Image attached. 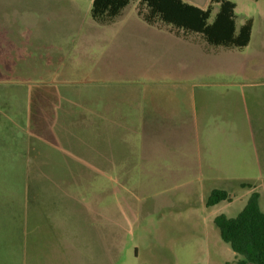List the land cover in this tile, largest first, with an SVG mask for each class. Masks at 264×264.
<instances>
[{"label": "rangeland", "instance_id": "1", "mask_svg": "<svg viewBox=\"0 0 264 264\" xmlns=\"http://www.w3.org/2000/svg\"><path fill=\"white\" fill-rule=\"evenodd\" d=\"M230 1L242 48L0 0V264H237L213 219L264 212V0Z\"/></svg>", "mask_w": 264, "mask_h": 264}, {"label": "trees", "instance_id": "2", "mask_svg": "<svg viewBox=\"0 0 264 264\" xmlns=\"http://www.w3.org/2000/svg\"><path fill=\"white\" fill-rule=\"evenodd\" d=\"M90 17L98 24L116 18L131 2L136 15L147 25H165L183 37L197 36L205 46L236 49L250 40L251 20L235 23V4L230 0H210L201 9L182 0H89ZM249 186V185H248ZM259 194L253 191L243 208L233 217L216 215L213 223L219 236L241 258L237 264H264V212L259 208ZM229 201L225 190L213 189L206 206Z\"/></svg>", "mask_w": 264, "mask_h": 264}, {"label": "crops", "instance_id": "3", "mask_svg": "<svg viewBox=\"0 0 264 264\" xmlns=\"http://www.w3.org/2000/svg\"><path fill=\"white\" fill-rule=\"evenodd\" d=\"M182 1H184V2H186V3H189V4H192V5H194V6H197V7H199V8H201V9H204V8H206L207 7V5L209 4V2H210V0H182ZM101 111H99L98 113H99V115H100V117H102V116H104V118H113V116H108L107 114H105V111H103V112H101ZM131 118V117H130ZM143 113H141V111H137L136 112V114L134 115V116H132V123H131V127H129L128 125H127V123H125L124 124V126H128V128L131 130H129L132 134H134L135 133V131H137L136 133H137V136H139L140 137V135H141V133H140V126H141V120H143ZM133 123H135V125L136 126H134L133 127ZM133 128H137L136 130L135 129H133ZM139 129V130H138ZM140 133V134H139Z\"/></svg>", "mask_w": 264, "mask_h": 264}]
</instances>
